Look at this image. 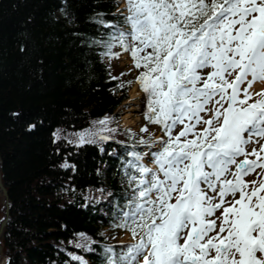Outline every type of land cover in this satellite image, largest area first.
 I'll return each mask as SVG.
<instances>
[{
  "label": "snow or ice",
  "instance_id": "obj_1",
  "mask_svg": "<svg viewBox=\"0 0 264 264\" xmlns=\"http://www.w3.org/2000/svg\"><path fill=\"white\" fill-rule=\"evenodd\" d=\"M125 3L130 31L113 39L144 69V117L167 139L152 153L155 170L129 153L139 175L125 172L132 194L120 215L136 242L108 264H264V180L243 179L264 169V145L246 151L264 138V92L248 103L253 84L264 82V0Z\"/></svg>",
  "mask_w": 264,
  "mask_h": 264
},
{
  "label": "trees",
  "instance_id": "obj_2",
  "mask_svg": "<svg viewBox=\"0 0 264 264\" xmlns=\"http://www.w3.org/2000/svg\"><path fill=\"white\" fill-rule=\"evenodd\" d=\"M122 5L0 0V173L8 201L1 244L8 264H108L125 249L117 240L129 232L120 215L132 194L125 172L139 175L129 153L141 154L152 130L164 131L148 120L147 131L119 123L118 108L133 84L142 91L144 71L133 59L135 75L113 62L129 53L113 39L130 31Z\"/></svg>",
  "mask_w": 264,
  "mask_h": 264
},
{
  "label": "rangeland",
  "instance_id": "obj_3",
  "mask_svg": "<svg viewBox=\"0 0 264 264\" xmlns=\"http://www.w3.org/2000/svg\"><path fill=\"white\" fill-rule=\"evenodd\" d=\"M113 62L115 64V66H117L119 69L125 70L126 72L132 71V69H133L132 58H131V55L129 53H125V54L121 55L120 58L113 60ZM132 74L135 75V71H132ZM249 79H250V77H249ZM260 84H263L262 88L256 89V90L253 89V86H254V84H253L252 88L250 89V92L253 93V97L251 100L248 101V103H253L255 100L260 98L259 96L255 95L256 93L264 92V82H261ZM133 88H136L137 90H139L138 85L133 84V86L129 92L128 99L125 100L123 102V104L118 108L119 123H120V125H122L125 128H131L132 130H136V131H139L143 128H146L147 130H151L153 127L151 125H149L146 122L145 117H143L145 104H146V97L139 90L138 92L141 93V96L139 99H137V102H138V104H141V106H138L136 101L130 102L131 91L133 90ZM209 107H213V106L210 105ZM136 108H140V110L137 112V111H135ZM129 115H134V116H132V118H135V117L139 118V122L137 123V125L127 126L125 124V122H124L125 118ZM200 116L203 119L211 118L210 113H208L207 111L200 113ZM185 123H188V121L185 120ZM204 127H205V125H203V123L196 124L194 131L195 132H201ZM182 128H183V125H177V127L173 130V135H176ZM187 138L192 139L193 137L191 135H189ZM159 139H165L166 140L167 137L164 135L162 130L154 129L151 132V139L147 143L142 145V152H141V154L143 155L142 162L147 164V166L149 168H153V170H155L156 166L151 163L152 153L159 150V144L157 142ZM181 139L183 140L184 138H181ZM252 139H253V142L249 143L246 146V151L251 153L253 149H256L259 153V149L261 148L262 145H264V138L253 137ZM257 141H259V142H257ZM259 155H260L261 160H264V153H259ZM244 158L245 157H243V156L237 157V161L239 162V161L243 160ZM248 159L249 160H256V156L250 155V156H248ZM235 170H236L235 165L231 166V171L234 172ZM228 179H232V176L229 175ZM243 179L246 182L257 181V184H258L261 180H264V169L256 168L249 175L244 176ZM252 187H253V185L251 183H249V189H251ZM4 202H6V198L2 194V191L0 190V221H2L1 220L2 216H3L2 206H3ZM217 214H219V213H217ZM117 240H118V243L121 246H123L124 248L127 245H130V244H133L136 242V240H134L133 237L127 232L118 234ZM0 244H1V239H0ZM1 246H2V244H1ZM3 259H4V255H3L2 249H1V251H0V262Z\"/></svg>",
  "mask_w": 264,
  "mask_h": 264
},
{
  "label": "bare ground",
  "instance_id": "obj_4",
  "mask_svg": "<svg viewBox=\"0 0 264 264\" xmlns=\"http://www.w3.org/2000/svg\"><path fill=\"white\" fill-rule=\"evenodd\" d=\"M261 82H256L255 84H254V86H253V89L254 90H256V89H261L262 88V86H263V84H260ZM139 90H137L136 88H133V90L131 91V99H130V102L131 101H136L137 102V99H139L140 98V96H141V93H139L138 92ZM135 103V102H134ZM137 105L138 106H141V104H138V102H137ZM140 110V108H136L135 109V111H139ZM136 112V113H137ZM132 116H134V115H129V116H127L126 118H125V124L127 125V126H133V125H137V123L139 122V118L138 117H135V118H132ZM6 258H5V256H4V259L0 262V264H6Z\"/></svg>",
  "mask_w": 264,
  "mask_h": 264
},
{
  "label": "water",
  "instance_id": "obj_5",
  "mask_svg": "<svg viewBox=\"0 0 264 264\" xmlns=\"http://www.w3.org/2000/svg\"><path fill=\"white\" fill-rule=\"evenodd\" d=\"M124 7V6H123ZM0 190L2 191V194L4 195V197L6 198V202H5V214L7 215L8 214V201H7V189L5 188L4 184L2 183V180H1V173H0ZM6 222V218H4L1 223H0V239H1V235H2V230H3V226ZM2 249V246L0 244V251ZM6 258V264H8L9 260L7 257Z\"/></svg>",
  "mask_w": 264,
  "mask_h": 264
}]
</instances>
